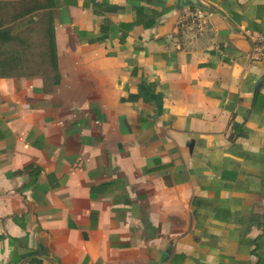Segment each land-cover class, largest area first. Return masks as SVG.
<instances>
[{
	"label": "crops",
	"instance_id": "crops-1",
	"mask_svg": "<svg viewBox=\"0 0 264 264\" xmlns=\"http://www.w3.org/2000/svg\"><path fill=\"white\" fill-rule=\"evenodd\" d=\"M52 10L59 83L0 76V264H264V0Z\"/></svg>",
	"mask_w": 264,
	"mask_h": 264
},
{
	"label": "trees",
	"instance_id": "trees-1",
	"mask_svg": "<svg viewBox=\"0 0 264 264\" xmlns=\"http://www.w3.org/2000/svg\"><path fill=\"white\" fill-rule=\"evenodd\" d=\"M57 0H0V76L40 73L60 81L53 8Z\"/></svg>",
	"mask_w": 264,
	"mask_h": 264
},
{
	"label": "built area",
	"instance_id": "built-area-1",
	"mask_svg": "<svg viewBox=\"0 0 264 264\" xmlns=\"http://www.w3.org/2000/svg\"><path fill=\"white\" fill-rule=\"evenodd\" d=\"M198 15L202 16L203 14L199 11ZM251 58L253 60H264V34L253 39Z\"/></svg>",
	"mask_w": 264,
	"mask_h": 264
}]
</instances>
